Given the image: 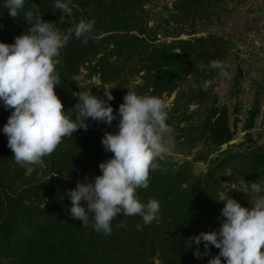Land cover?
<instances>
[{
	"label": "trees",
	"instance_id": "trees-1",
	"mask_svg": "<svg viewBox=\"0 0 264 264\" xmlns=\"http://www.w3.org/2000/svg\"><path fill=\"white\" fill-rule=\"evenodd\" d=\"M246 1L173 0L169 18L150 26L148 9L155 0H72L73 16L58 27L66 32L71 19L94 20L95 25L87 43L73 37L60 50L55 92L63 111L72 110L79 93L77 76L84 70L87 79L100 84L93 95L109 88L114 112L127 89L164 101L174 150L160 158L158 169L149 171V187L137 190L144 202L158 200L159 213L147 226L139 216L121 213L112 221L110 235L95 231L91 223L83 227L70 216L71 202L62 196L78 180L100 174L98 164L112 156L101 138L115 120L106 125L89 118L87 130L63 137L39 164L46 168L39 177L26 176V168L37 165L16 164L0 132V264H207L194 257L196 245L189 246V238L219 228L223 202L215 200L217 192L227 189L242 206H250L248 196L253 194L240 192L241 182L264 181V145L247 131L259 111L263 86L255 83L243 140L231 143L236 107L231 112L215 91L231 45L214 34L197 35L196 29L217 21L230 3ZM32 3L43 20L59 22L54 0H27L25 9ZM0 25V42L5 43H13L28 27L22 16L13 19L2 7ZM214 62L223 70L213 68ZM9 115L0 106V128ZM176 155L191 159L179 162ZM195 163H203L205 171L196 173ZM199 247L203 252L202 243ZM218 251L209 248L210 256Z\"/></svg>",
	"mask_w": 264,
	"mask_h": 264
},
{
	"label": "clouds",
	"instance_id": "clouds-1",
	"mask_svg": "<svg viewBox=\"0 0 264 264\" xmlns=\"http://www.w3.org/2000/svg\"><path fill=\"white\" fill-rule=\"evenodd\" d=\"M26 2L0 0V7L7 9L11 18L22 16L28 24L27 31L15 36L13 43L0 42V106L10 111L0 132L7 137L12 159L21 166L39 165L63 137L73 136L78 129L87 130L89 118L111 125L118 116L117 131L105 132L101 138L104 151L112 156L98 164L99 175L91 179L85 176L75 188L65 191L71 202L68 211L83 227L91 223L95 231L105 235L111 234L112 221L121 213L124 217L139 216L143 225H149L159 213V202L154 198L142 201L137 190L149 187V171L158 169L160 158L171 155L175 146L164 101L127 89L114 112L110 104L114 97L104 88L106 99L91 91L82 92L74 108L63 111L55 92L60 85L56 67L60 50L73 37L87 43L95 21L68 20L71 27L65 32L58 24L73 16L72 0H54L61 13L59 22L43 20L36 3L26 10ZM212 67L223 70L216 62ZM240 187V192L253 194L248 196L250 207L242 206L231 191H218L215 200L223 202V219L218 229L189 238V246L196 245L195 258L209 256L212 246L219 251L207 264H264V181L241 182Z\"/></svg>",
	"mask_w": 264,
	"mask_h": 264
},
{
	"label": "crops",
	"instance_id": "crops-1",
	"mask_svg": "<svg viewBox=\"0 0 264 264\" xmlns=\"http://www.w3.org/2000/svg\"><path fill=\"white\" fill-rule=\"evenodd\" d=\"M199 33L217 35L231 45L224 60L225 71L218 79L220 84H225L217 94L219 102L227 104L231 112L236 107L232 116L237 118L236 130L240 135L245 133L243 121L254 102L255 83L263 86L259 111L247 131L257 137L258 144L264 145V129L260 133L255 130L259 116L264 123V0L230 3L217 21L200 26L197 35Z\"/></svg>",
	"mask_w": 264,
	"mask_h": 264
},
{
	"label": "rangeland",
	"instance_id": "rangeland-1",
	"mask_svg": "<svg viewBox=\"0 0 264 264\" xmlns=\"http://www.w3.org/2000/svg\"><path fill=\"white\" fill-rule=\"evenodd\" d=\"M172 1L173 0H155L154 4H152L149 7V9H148L149 25L150 26L155 25V23L160 21V20H164V19L169 18L168 14H169V9H170ZM199 27L200 26H198L197 29ZM197 29H196V31H197ZM199 34L200 35H206V34H201V33H199ZM181 37L182 38H188L185 35H182ZM85 74H86V72L84 70H82L79 73V75L77 76L78 85H79V93L77 94V97L79 96L80 93L87 92V91H91V93L93 94L94 90L100 86V84H99V82H98V80L96 78L87 79L85 77ZM218 79L215 82V91H216V93L220 92L221 89H222V86L225 84V83H223V85L220 84L218 82ZM104 88L105 89H109L108 87H104ZM104 88H102V90L100 91V96H99L102 99L106 98L104 96ZM217 96H218V94H217ZM218 101H221V100L218 99ZM168 102H170V99L167 100V104H168ZM118 119H119V117H117V119H115V122L112 125L111 132H113V133L117 131L116 124L118 123ZM239 137H241L240 139L243 140V135H240L239 132L236 130L235 135H234L233 140L231 141V143L241 142L242 140H239ZM185 158H187L188 160L191 159V157H189V156L183 157L181 155H176V157H175V159L177 161H179V162L182 161ZM193 169H194V171L196 173H200V172L205 171V165L203 163H195V164H193ZM45 171H46V168L43 165H37L35 167H27L26 168V176H28L31 173H35L36 176L39 177V176L43 175L45 173ZM62 197L64 198L66 196H62ZM84 206H86V205H84ZM209 258H210V255L209 256H205V257H203V258H201L199 260H208Z\"/></svg>",
	"mask_w": 264,
	"mask_h": 264
},
{
	"label": "built area",
	"instance_id": "built-area-1",
	"mask_svg": "<svg viewBox=\"0 0 264 264\" xmlns=\"http://www.w3.org/2000/svg\"><path fill=\"white\" fill-rule=\"evenodd\" d=\"M262 121H263L262 116H259L255 126V130L259 133L264 129V123Z\"/></svg>",
	"mask_w": 264,
	"mask_h": 264
}]
</instances>
